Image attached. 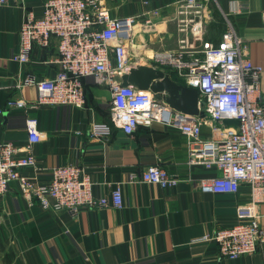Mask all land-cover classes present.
Returning <instances> with one entry per match:
<instances>
[{"label": "crops", "instance_id": "0c3cea01", "mask_svg": "<svg viewBox=\"0 0 264 264\" xmlns=\"http://www.w3.org/2000/svg\"><path fill=\"white\" fill-rule=\"evenodd\" d=\"M177 1L103 0V4L112 17L161 7L152 47L147 49L151 53L178 46ZM44 2L11 0L0 6V107L5 109L0 115V142L26 143V119L37 118L41 136L33 152L45 170L24 168L23 173L46 183L50 168L73 163L90 174L96 196H109L122 182L124 205L83 206L77 212L44 210L38 201L27 200L14 182L0 196V264H264V243L252 254L229 259L213 242L201 240L215 229L237 223L238 205L251 201L252 189L245 183L237 193L201 190L200 179L216 171L187 163L186 138L178 129L155 122L140 125L131 135L115 129L106 138H92L91 124L109 120L111 98L108 88L93 78L85 81L84 108L43 104L26 112L7 107L10 99H37L34 87L22 85L27 75L43 79L60 69L55 43L47 49L34 46L31 61L24 66L13 59L26 11L40 15ZM208 16L202 36L191 34L192 45L201 39L218 43L231 22L248 56L264 68V0H213ZM143 21L144 17L138 18L139 24ZM261 92L264 103V71ZM204 134L210 136L208 126ZM156 163L176 174L179 182L162 188L127 181L131 172ZM257 197L264 228V192Z\"/></svg>", "mask_w": 264, "mask_h": 264}, {"label": "built area", "instance_id": "2783aa9c", "mask_svg": "<svg viewBox=\"0 0 264 264\" xmlns=\"http://www.w3.org/2000/svg\"><path fill=\"white\" fill-rule=\"evenodd\" d=\"M10 1L0 0V6ZM212 2L178 0V46L160 47L151 56L141 57L178 82L197 88L205 117L187 115L165 100L156 99L151 91L122 84V76L140 63L132 55L136 45L132 26L155 31L161 7L137 15L112 17L103 0H45L40 15L26 11L13 59L24 66L31 61L34 46L47 49L55 43L58 53L55 62L60 69L43 79L27 75L22 85L34 87L37 99L34 102L10 99L7 107L26 112L43 104L84 108L85 81L93 78L96 84L108 88L111 98L109 120L91 124L92 138H106L115 129L131 135L140 125L155 122L178 129L186 138L187 163L216 171L213 176L200 179L201 190L237 193L245 183L252 189L251 201L238 205L237 223L201 238L213 242L223 257L237 259L256 252L264 243V228L257 209L260 201L257 193L264 192L261 92L264 68L248 56L244 40L231 22L218 43L201 39L199 45H192L191 34L196 31L202 36ZM239 8L243 10L244 6ZM139 17H144L141 24ZM4 111L0 107V115ZM227 119L238 123H226ZM205 126L209 127L210 136H205ZM26 128V143L0 142V196L6 195L11 184L17 182L20 193L30 202L38 201L44 210L77 212L83 206L123 207L122 182L116 184L109 196H96L94 182L82 166L73 163L53 166L46 183L40 182L37 175L23 173L24 168L45 170L33 152L41 136L37 118L27 117ZM127 181L165 188L175 186L179 177L156 163L140 172H131Z\"/></svg>", "mask_w": 264, "mask_h": 264}, {"label": "water", "instance_id": "95a60500", "mask_svg": "<svg viewBox=\"0 0 264 264\" xmlns=\"http://www.w3.org/2000/svg\"><path fill=\"white\" fill-rule=\"evenodd\" d=\"M123 85H132L139 90L151 91L158 100H165L171 107L187 115H200L199 90L175 80L164 69L149 63H138L122 76ZM226 123H238L235 119H227Z\"/></svg>", "mask_w": 264, "mask_h": 264}, {"label": "rangeland", "instance_id": "374dc122", "mask_svg": "<svg viewBox=\"0 0 264 264\" xmlns=\"http://www.w3.org/2000/svg\"><path fill=\"white\" fill-rule=\"evenodd\" d=\"M137 26L139 27V25ZM138 29L140 31L134 34L136 44L143 45V47L146 50L149 49V47L151 48L152 47V44H150L151 39H152L151 35L153 36L157 31H152V30L149 31L148 29L141 30L142 29L141 26ZM145 49H143V53L139 56H138V51L136 50V48H135V51H132V55L135 57V60L139 61L140 63H144V64L146 63V60L141 57L143 56V54H145L144 52Z\"/></svg>", "mask_w": 264, "mask_h": 264}, {"label": "bare ground", "instance_id": "6f19581e", "mask_svg": "<svg viewBox=\"0 0 264 264\" xmlns=\"http://www.w3.org/2000/svg\"><path fill=\"white\" fill-rule=\"evenodd\" d=\"M139 27H140V25H139ZM138 26H132V30H133V33L135 34V33H137V32H139L140 30L138 29L139 28ZM163 29V28H162ZM135 48H136V50L138 51V56L140 55V54H142L143 53V49H145L144 47H143V45H140V44H136L135 45ZM144 52H145V54L147 55H149V56H151L152 54H153V52H152V54L150 53V51H149V53L147 52V50L145 49L144 50Z\"/></svg>", "mask_w": 264, "mask_h": 264}]
</instances>
